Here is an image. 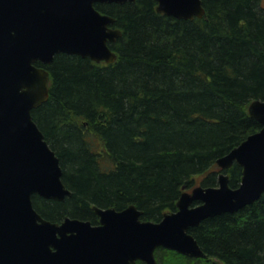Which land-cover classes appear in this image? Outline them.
Returning a JSON list of instances; mask_svg holds the SVG:
<instances>
[{
	"label": "trees",
	"instance_id": "16d2710c",
	"mask_svg": "<svg viewBox=\"0 0 264 264\" xmlns=\"http://www.w3.org/2000/svg\"><path fill=\"white\" fill-rule=\"evenodd\" d=\"M157 0L97 2L122 36L111 63L59 53L48 65L50 97L33 110L72 193L36 194L46 218L95 223L94 205L134 203L147 220L175 210L185 189L217 185V161L261 129L249 105L264 99L262 0H203L193 19L159 12ZM226 172L239 186L243 167ZM190 232L206 257L158 248V264H264V195L209 216ZM136 264H147L137 261Z\"/></svg>",
	"mask_w": 264,
	"mask_h": 264
},
{
	"label": "water",
	"instance_id": "95a60500",
	"mask_svg": "<svg viewBox=\"0 0 264 264\" xmlns=\"http://www.w3.org/2000/svg\"><path fill=\"white\" fill-rule=\"evenodd\" d=\"M133 0H0V264H158L159 247L191 257H206L190 232L209 216L235 212L264 195V99L249 105L261 129L220 156L217 185L198 184L182 192L178 209L160 221L142 218L134 203L124 209L94 205L100 224L66 216L52 221L33 197L64 200L72 191L63 168L33 110L50 97V72L59 53L96 62L117 60L110 46L122 36L116 18L97 2ZM159 12L176 18H201L203 0H157ZM243 167L242 181L230 185L226 172Z\"/></svg>",
	"mask_w": 264,
	"mask_h": 264
},
{
	"label": "flooded vegetation",
	"instance_id": "af4514ba",
	"mask_svg": "<svg viewBox=\"0 0 264 264\" xmlns=\"http://www.w3.org/2000/svg\"><path fill=\"white\" fill-rule=\"evenodd\" d=\"M38 66H40V67H42V66H44V67H46L47 69H48V65H50V64H45L43 61H38L37 63H36ZM49 70V69H48ZM105 207H111V206H105ZM94 208V207H93ZM126 208V207H125ZM118 209V208H117ZM122 209H124V208H122ZM178 209V207H176L175 208V210H172V211H170V212H174V211H176ZM119 210H121V209H119ZM94 213H95V216H96V221H95V223H93L94 225L95 224H100V217H99V215H98V213L96 212V210H95V208H94ZM143 215V214H142ZM143 218V217H142ZM64 219V218H63ZM145 219V218H144ZM155 221H160V220H155ZM60 222V221H59ZM159 248H162V247H159ZM158 249V248H157ZM156 249V250H157ZM178 252V251H177ZM182 255H184V254H182ZM184 256H186V255H184ZM191 257V256H190ZM158 261V260H157Z\"/></svg>",
	"mask_w": 264,
	"mask_h": 264
},
{
	"label": "rangeland",
	"instance_id": "374dc122",
	"mask_svg": "<svg viewBox=\"0 0 264 264\" xmlns=\"http://www.w3.org/2000/svg\"><path fill=\"white\" fill-rule=\"evenodd\" d=\"M262 3H263V6H264V0H262ZM202 177H203V175H197L196 176L195 181L197 182V185L202 183V181H201Z\"/></svg>",
	"mask_w": 264,
	"mask_h": 264
}]
</instances>
